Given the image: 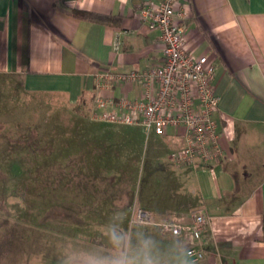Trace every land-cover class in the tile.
Segmentation results:
<instances>
[{"label": "crops", "instance_id": "crops-1", "mask_svg": "<svg viewBox=\"0 0 264 264\" xmlns=\"http://www.w3.org/2000/svg\"><path fill=\"white\" fill-rule=\"evenodd\" d=\"M141 2L0 0V75L11 76L26 91L63 94L72 103L86 98L93 110L99 94L136 97L140 84L101 87L100 74L162 63L161 34L140 18ZM181 5L187 48L216 64L215 119L224 158L176 164L170 154L184 144L183 137L172 129L166 136L155 133L149 198L138 189L126 204L62 197V203L71 202V213L31 216L15 236L19 242L10 241L9 228L0 230V264H63L73 249L96 240L114 211L131 214L135 222L139 209L160 225L191 223L195 212H204L209 223L200 233L164 235L166 242L178 238L203 251L198 264H264V0H182Z\"/></svg>", "mask_w": 264, "mask_h": 264}, {"label": "rangeland", "instance_id": "rangeland-1", "mask_svg": "<svg viewBox=\"0 0 264 264\" xmlns=\"http://www.w3.org/2000/svg\"><path fill=\"white\" fill-rule=\"evenodd\" d=\"M146 134L96 119L86 98L26 91L0 75V230L11 241L31 216L71 213L62 197L126 204L138 189L149 198L156 136Z\"/></svg>", "mask_w": 264, "mask_h": 264}, {"label": "built area", "instance_id": "built-area-1", "mask_svg": "<svg viewBox=\"0 0 264 264\" xmlns=\"http://www.w3.org/2000/svg\"><path fill=\"white\" fill-rule=\"evenodd\" d=\"M182 0H142L139 15L149 28L158 30L163 42V61L145 69L120 72L103 69L101 87L115 84H140V93L132 98L99 94L93 116L101 121L123 125H138L145 132L166 136L170 129L184 139V144L171 151L176 164H213L224 158L222 133L215 112L220 95L215 90L216 64L208 54L196 55L186 46L185 11ZM120 41L115 42L119 48ZM144 212L137 210V217ZM209 223L201 211L194 213L191 223L164 221L161 226L168 233L198 234ZM198 259L203 251L193 247Z\"/></svg>", "mask_w": 264, "mask_h": 264}, {"label": "clouds", "instance_id": "clouds-1", "mask_svg": "<svg viewBox=\"0 0 264 264\" xmlns=\"http://www.w3.org/2000/svg\"><path fill=\"white\" fill-rule=\"evenodd\" d=\"M168 231L144 212L133 222L131 214L117 210L96 240L73 249L63 264H198L192 244L178 238L166 242Z\"/></svg>", "mask_w": 264, "mask_h": 264}, {"label": "trees", "instance_id": "trees-1", "mask_svg": "<svg viewBox=\"0 0 264 264\" xmlns=\"http://www.w3.org/2000/svg\"><path fill=\"white\" fill-rule=\"evenodd\" d=\"M71 12L74 13L76 16H79V17H90V14L85 12V11L72 10ZM98 19L99 20H108L107 17H104V16H99Z\"/></svg>", "mask_w": 264, "mask_h": 264}]
</instances>
